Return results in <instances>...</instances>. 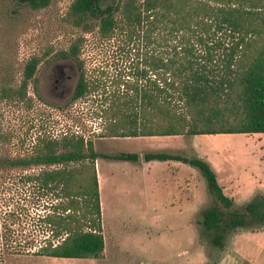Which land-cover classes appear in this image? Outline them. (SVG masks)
Segmentation results:
<instances>
[{"label":"trees","instance_id":"obj_1","mask_svg":"<svg viewBox=\"0 0 264 264\" xmlns=\"http://www.w3.org/2000/svg\"><path fill=\"white\" fill-rule=\"evenodd\" d=\"M14 1L38 10L51 0ZM61 20L75 31L66 47L56 51L58 59L76 62L78 77L71 99L99 92L100 111L107 118L102 136L264 133V0H71ZM94 29L93 36L100 42L119 36L123 50L126 46L130 51L135 41L140 42L142 68L136 74L135 64L132 73L144 77L149 72L153 78L148 75L138 84L129 80L128 70L117 82L122 88L106 92L99 79L103 68L93 66L88 75L81 58L85 34ZM40 59L26 60L14 96H24ZM97 157L134 161L138 155L97 153L91 139L65 133L41 138L31 153L8 160L11 166H44L25 179L34 180L37 188L57 199L52 211L37 216L44 228L37 244L30 239L17 252L101 256ZM142 159L176 160L199 171L218 201L204 208L199 220L213 246L221 249L231 229L264 227V194L253 195L241 210L230 209L232 198L223 193L201 157L145 152Z\"/></svg>","mask_w":264,"mask_h":264},{"label":"rangeland","instance_id":"obj_2","mask_svg":"<svg viewBox=\"0 0 264 264\" xmlns=\"http://www.w3.org/2000/svg\"><path fill=\"white\" fill-rule=\"evenodd\" d=\"M70 1L51 0L33 10L14 0H0V264H264V227L231 229L221 249L210 243L199 224L200 213L218 201L195 167L188 165V198L184 190L183 196L171 198L169 193L175 190L166 188L168 184L158 188L152 172L140 174L132 165L122 168L127 161L107 162L102 157L95 159L94 167H110L115 176L109 175L106 192L101 190L106 197L101 216L103 255L84 259L16 251L30 239L32 245L37 244L44 233L37 216L52 211L57 199L37 188L34 180L25 179L44 166H11L8 160L31 153L41 138L65 133L91 139L97 153L136 150L140 159L144 152L156 151V146L167 143L166 136L134 140L102 136L107 118L100 111L99 92L71 99L78 77L76 62L56 56L75 32L61 20ZM94 31L85 34L81 58L88 75L93 66L103 68L99 79L106 92L121 89L117 82L128 70L129 80L138 84L148 75L153 78L149 72L144 77L136 75L142 68L140 42L132 45L137 50L129 51L126 46L123 50L119 36L100 42ZM31 56L41 58L35 78L27 82L24 96L16 97L12 92L19 89L24 63ZM182 136L183 148L188 142V157L205 152L213 162L216 156L218 181L223 193L232 198L230 209L241 210L253 195L264 194V133ZM6 234L11 237L6 239Z\"/></svg>","mask_w":264,"mask_h":264},{"label":"crops","instance_id":"obj_3","mask_svg":"<svg viewBox=\"0 0 264 264\" xmlns=\"http://www.w3.org/2000/svg\"><path fill=\"white\" fill-rule=\"evenodd\" d=\"M221 134V133H220ZM203 136H206L207 134H201ZM200 135V136H201ZM166 136L168 138L167 139V143H161V145L156 146L155 150L156 151H147V152H165V153H171V154H177V155H181V156H185L188 157V153H187V148H188V142L185 143V151L183 148V140H182V135H163ZM137 137H141V136H135V137H120L121 140H134ZM175 137V138H174ZM181 137V138H178ZM180 139V140H178ZM178 141H180V143H178ZM120 152H134L138 155V153L135 151H125L122 150ZM145 153V152H144ZM198 157H201L202 159H204L210 166V168L213 170L214 174H215V178L217 183L220 185L219 181H218V177H217V171H216V167H214V164H218L217 160H216V156H214V160L213 162L208 159L207 154L205 152H202L201 155H198ZM113 159H109L107 158L105 161H111ZM121 161H127V165L122 166V168L126 169L129 165H132L134 168L136 167L137 171L134 170V172H138V173H144V174H148L150 172L153 173V177L152 179L154 180V183L157 184L158 188H161L162 186L166 184H168V186L166 188H171L172 190H175V193L173 194V192L171 191L169 193V195L171 196V198H178V196H183V190H184V194H185V198H188V189L190 186V179H189V168H188V164L182 163L180 161H176V160H171V159H167V160H149V161H145L143 159H140V156L138 155L137 159L134 161L131 160H121ZM148 162V163H147ZM152 163V164H151ZM219 165H217L218 167ZM96 169V180H97V189L98 191V197L100 200V205L101 206V213L100 216L103 212V206H102V200H106V197L103 198L102 195V188L104 189V191L106 192V182L108 181L109 175L112 174V170L110 167L104 168L103 167H99L98 165H95ZM219 168V167H218ZM112 176V175H111ZM112 178H115V176H112ZM221 186V185H220ZM142 187V185H141ZM143 188V187H142ZM221 188L223 189V187L221 186ZM102 227V224H101ZM104 241V240H103ZM104 248V246H103ZM104 251H102L103 255ZM84 259H90V258H84Z\"/></svg>","mask_w":264,"mask_h":264}]
</instances>
